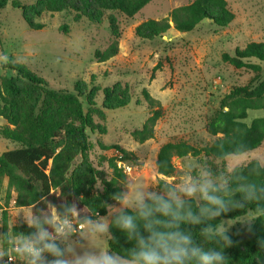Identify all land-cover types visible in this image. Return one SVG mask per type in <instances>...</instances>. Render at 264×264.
<instances>
[{
    "label": "trees",
    "instance_id": "16d2710c",
    "mask_svg": "<svg viewBox=\"0 0 264 264\" xmlns=\"http://www.w3.org/2000/svg\"><path fill=\"white\" fill-rule=\"evenodd\" d=\"M153 0H37L33 5L13 3L20 9L27 25L41 30L44 24L36 19L43 13L73 11L75 20L83 18L100 24L109 23L111 38L106 50H97V62H106L119 52V13L133 18ZM8 0H0V9ZM107 13H111L106 17ZM234 14L226 0H194L190 4L173 9L160 20H147L135 29L137 37L153 40L174 28L178 32H191L201 22L209 21L219 28L228 27ZM173 23V26L171 25ZM222 60L236 69L254 73L248 84L233 87L221 100L219 110L206 125V132L214 137L210 145L198 148L187 142H168L158 151V174L172 177L176 173L175 158H204L209 162L251 153L264 143V117L246 122L249 111L264 109V41L251 42L244 49H237L233 56L224 54ZM258 63H256V62ZM14 76H5L0 85V117L6 121L1 136L19 147L0 155V187L7 181L8 189L17 193L16 205L31 207V225L12 228L7 233V213L3 211V242L8 247L14 238L31 240L35 245H49L47 264H57L64 258V248L58 241H49L55 226L50 217L42 214V208L55 209L58 217L73 216L81 223H88L108 215L112 202L123 198L120 181L126 179L124 167L118 162L136 159L118 145L105 146L104 151L115 150L117 157L102 158L112 171L106 175L98 171L90 160L91 144L88 131H103L85 113L82 98L89 106H95L93 90L87 93L84 83L75 86V92L56 91L46 81L23 65L9 64ZM104 110L127 107L132 94L128 85L117 83L102 91ZM150 115L142 128L132 137L144 143L154 137L157 121L162 116L160 102L142 91ZM79 160V163L77 161ZM100 184L101 190L95 191ZM161 192L172 194L178 189L160 180ZM214 197L217 203L210 202ZM10 197H7V203ZM167 211H160L161 205ZM0 209L2 207L0 206ZM248 213L254 215L251 224L237 232L218 233L216 228L224 219H237ZM131 218L132 227H125ZM108 251L126 261L142 264L139 253L144 242L153 232L176 233L187 237L188 247L198 250L185 264H201L199 253L218 254L215 264H264V157L263 161L251 160L235 167L223 184L206 189L197 202L193 198L172 199L161 194L147 197L136 209H123L111 216L108 225ZM158 252L161 250L158 249Z\"/></svg>",
    "mask_w": 264,
    "mask_h": 264
},
{
    "label": "rangeland",
    "instance_id": "374dc122",
    "mask_svg": "<svg viewBox=\"0 0 264 264\" xmlns=\"http://www.w3.org/2000/svg\"><path fill=\"white\" fill-rule=\"evenodd\" d=\"M36 1L8 0L6 7L0 9V85L3 77L15 75L8 68L9 64L25 66L56 91L74 93L75 86L84 83L87 93L93 90L95 102L91 107L83 97L84 111L103 130L88 131L90 160L94 167L110 179L112 171L102 158L117 157L118 152L104 151L101 144L118 145L136 158L117 164L130 168L126 169V179L120 181L123 198L110 204L107 216L86 223L77 236L60 239L58 242L68 251V257L57 264H89L90 261L93 264H135L109 254L108 225L113 214L123 209L136 210L147 197L156 194L176 200L193 198L199 202L206 189L223 184L235 167L254 159L263 161L264 143L256 151L218 162L202 157L175 158L176 173L172 177L158 174L156 167L158 151L168 142H187L201 148L215 139L206 132V125L219 110L221 100L233 87L246 85L254 77L249 70L236 69L223 62L222 56H233L237 49H244L251 42L264 41V0H226L234 14V20L226 28L203 21L191 32L182 33L172 28L153 40L137 37L136 27L147 20L164 19L173 9L194 0H153L133 18L114 13L120 30L119 52L102 63L97 62L95 52L106 50L112 41L106 19L97 24L86 18L76 21V14L69 10L46 12L36 19L45 27L34 30L25 22L22 11L12 4L33 5ZM109 15L111 13L106 17ZM260 65L264 71V63ZM117 83L129 86L132 100L125 108L104 110L102 91ZM144 89L160 102L162 116L156 123L154 137L140 143L132 133L141 129L150 115L142 95ZM261 117H264V109L251 110L246 122L250 124ZM6 124L0 117V130ZM18 147L0 134V155ZM160 180L174 185L178 192H161ZM187 184L196 188L194 194L185 193ZM101 189L98 184L95 191ZM17 196L4 181L0 187V258L9 253L12 245H24L23 238L17 237L8 247L4 246L3 211L7 213V233L15 226L31 225L32 209L17 206ZM42 214L53 221L57 213L45 206ZM253 220L251 213L237 219H224L216 231L237 232Z\"/></svg>",
    "mask_w": 264,
    "mask_h": 264
},
{
    "label": "clouds",
    "instance_id": "9594fccd",
    "mask_svg": "<svg viewBox=\"0 0 264 264\" xmlns=\"http://www.w3.org/2000/svg\"><path fill=\"white\" fill-rule=\"evenodd\" d=\"M184 191L188 195L195 193L196 188L187 184ZM206 194V190H205ZM206 198L212 202L217 203L216 199L211 196ZM167 205H161L160 211H167ZM131 218L126 219L125 227H132ZM190 241L187 237L180 235L179 232L168 234L153 232L147 242H144L143 249L139 253V258L142 264H185L190 256L198 254V250H191L188 245ZM161 251L158 252L157 250ZM201 264H215L220 259L218 254L199 253ZM93 264V262H89Z\"/></svg>",
    "mask_w": 264,
    "mask_h": 264
},
{
    "label": "built area",
    "instance_id": "2783aa9c",
    "mask_svg": "<svg viewBox=\"0 0 264 264\" xmlns=\"http://www.w3.org/2000/svg\"><path fill=\"white\" fill-rule=\"evenodd\" d=\"M121 167V166H120ZM126 172L128 167L123 166ZM55 226L54 231L50 234V243L59 241L67 237L77 236L85 228V224L79 222L73 216L58 217L56 214L53 218ZM49 245L46 242L35 245L31 240H24V245L14 244L11 246L9 253L0 258V264H47L49 254Z\"/></svg>",
    "mask_w": 264,
    "mask_h": 264
},
{
    "label": "crops",
    "instance_id": "0c3cea01",
    "mask_svg": "<svg viewBox=\"0 0 264 264\" xmlns=\"http://www.w3.org/2000/svg\"><path fill=\"white\" fill-rule=\"evenodd\" d=\"M67 257H68V251L66 249H64V258L61 261H65L67 259Z\"/></svg>",
    "mask_w": 264,
    "mask_h": 264
},
{
    "label": "water",
    "instance_id": "95a60500",
    "mask_svg": "<svg viewBox=\"0 0 264 264\" xmlns=\"http://www.w3.org/2000/svg\"><path fill=\"white\" fill-rule=\"evenodd\" d=\"M171 24H173V23H171Z\"/></svg>",
    "mask_w": 264,
    "mask_h": 264
}]
</instances>
